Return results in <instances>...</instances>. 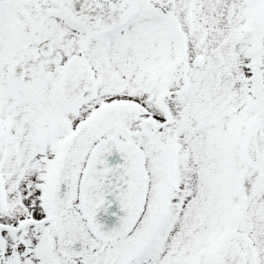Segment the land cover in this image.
<instances>
[{"label": "snow or ice", "instance_id": "snow-or-ice-1", "mask_svg": "<svg viewBox=\"0 0 264 264\" xmlns=\"http://www.w3.org/2000/svg\"><path fill=\"white\" fill-rule=\"evenodd\" d=\"M0 264H264V0H0Z\"/></svg>", "mask_w": 264, "mask_h": 264}]
</instances>
